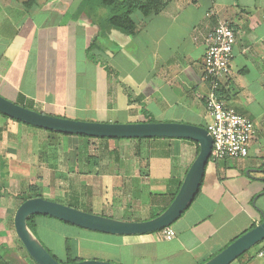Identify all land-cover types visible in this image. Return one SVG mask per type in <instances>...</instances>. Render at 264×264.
<instances>
[{"label":"crops","instance_id":"crops-1","mask_svg":"<svg viewBox=\"0 0 264 264\" xmlns=\"http://www.w3.org/2000/svg\"><path fill=\"white\" fill-rule=\"evenodd\" d=\"M27 1L0 0V94L5 98L72 119L142 122L153 117L206 127L211 122L210 86L203 77L206 37L225 21L237 40L223 99L247 115L255 130L248 156L209 159L195 199L170 226L173 239L164 238L165 228L115 235L45 215L36 218V226L58 231L65 226V246L75 235L74 257L202 264L263 220L264 0H171L157 15L134 13V34L107 29L110 10L96 3ZM197 150L198 143L186 138L86 137L0 112V191L18 197L37 185L50 200L109 217L147 220L170 204ZM83 242L94 250H84ZM260 247L231 264H263Z\"/></svg>","mask_w":264,"mask_h":264},{"label":"water","instance_id":"water-1","mask_svg":"<svg viewBox=\"0 0 264 264\" xmlns=\"http://www.w3.org/2000/svg\"><path fill=\"white\" fill-rule=\"evenodd\" d=\"M0 112L21 122L46 130L109 138H186L199 145V152L189 168L173 201L157 216L147 220H125L89 212L43 196L23 201L14 214V228L30 257L37 264H120L102 259H82L63 263L55 258L28 224L33 214L49 215L79 227L115 235H137L159 231L171 226L195 199L211 157L213 136L202 125L184 122H102L59 117L15 103L0 94ZM264 240L263 220L232 241L202 264H231L242 254Z\"/></svg>","mask_w":264,"mask_h":264},{"label":"built area","instance_id":"built-area-1","mask_svg":"<svg viewBox=\"0 0 264 264\" xmlns=\"http://www.w3.org/2000/svg\"><path fill=\"white\" fill-rule=\"evenodd\" d=\"M206 38L208 44L203 60V77L210 86L206 96V107L211 116V122L206 127L213 136L210 158L221 160L227 157H246L255 132L254 123L247 115L231 108L219 94L231 73L236 32L224 21L214 27ZM174 236V229L166 227L164 238L173 239ZM258 254L264 257V240Z\"/></svg>","mask_w":264,"mask_h":264},{"label":"trees","instance_id":"trees-1","mask_svg":"<svg viewBox=\"0 0 264 264\" xmlns=\"http://www.w3.org/2000/svg\"><path fill=\"white\" fill-rule=\"evenodd\" d=\"M170 1L171 0H84V4L87 2L91 3V5L93 3H96L99 6L108 8L110 10L109 17H107L104 20V23H105L107 29L115 28V29L121 30L122 32L127 33V34H134L136 32V29H137V23L133 18L134 13L139 12L144 17L154 16V15L159 14L168 5V3ZM34 2H35V0H28L26 4L32 5ZM224 89L225 88L223 86L219 91L221 98H224V96H223ZM31 109H33V108H31ZM142 122H157V120L152 117V118H148L146 120H143ZM65 134H67V133H65ZM83 136L92 137V136H87V135H83ZM107 138H109V137H107ZM197 152H199V145H198ZM176 194L174 195V197L176 196ZM33 196H41L40 193H38V186L37 185H30L28 191L20 194L18 197H19V199H21L20 203H22L27 198H30ZM174 197L172 198L171 202L173 201ZM86 211L92 212L91 210H86ZM42 215L43 214H33L28 218V224L35 233H36V218L38 216H42ZM45 216L51 217L49 215H45ZM62 222L70 224L74 227L82 228V227H79L77 225L65 222V221H62ZM12 224L14 225V221H12ZM1 233H3V231L0 232V235H1ZM48 251L55 258H57L59 261H61L63 263H73V262H76V261L83 259V258L73 256V247H72L71 241L69 239L66 240V252H67L66 257L67 258L65 260L58 258L49 249H48ZM25 252L28 254L26 249H25ZM246 253L247 252H245V254ZM245 254H243V255H245ZM243 255H241L238 259H240ZM28 256H30V255L28 254ZM0 264H11L9 257L7 255H0Z\"/></svg>","mask_w":264,"mask_h":264},{"label":"rangeland","instance_id":"rangeland-1","mask_svg":"<svg viewBox=\"0 0 264 264\" xmlns=\"http://www.w3.org/2000/svg\"><path fill=\"white\" fill-rule=\"evenodd\" d=\"M136 14H140V13L136 12ZM247 172L248 169L246 170V173ZM32 180H35V178H32ZM4 191H0V200H4L3 202L4 207L0 208V230L2 229L5 230V232L1 233L0 235V255H7L10 259L11 264H37L25 252V248H23L24 247L22 246L23 244L21 243L20 239L17 237L14 225L12 224L14 214L18 206L21 204L20 203L21 199L16 197L14 194L9 193L8 189H4ZM65 203L69 204L68 202ZM69 231L71 232V234H73V232H75V228H71V229L69 228ZM66 232H67V228L65 226H62L60 231H58V228L42 229L40 226L39 227L38 225L36 226V233L40 238V240L43 242L45 246L49 248V250L54 255H56L60 259L65 257V250H66L65 249L66 246L64 243L65 238L64 235L62 234ZM74 236L75 235L71 237L70 241H72V238H74ZM258 245L251 248L249 253L255 255ZM82 246L84 250L85 249L90 251L94 250L93 247L90 246V244H86L85 242H83ZM97 249L103 250L105 248H100V249L96 248L95 251H98ZM103 252H107V250ZM251 258L252 256L249 255V259Z\"/></svg>","mask_w":264,"mask_h":264}]
</instances>
